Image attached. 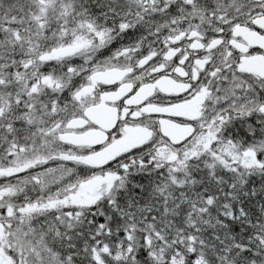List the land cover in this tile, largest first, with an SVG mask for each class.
Masks as SVG:
<instances>
[{"label": "snow or ice", "instance_id": "obj_1", "mask_svg": "<svg viewBox=\"0 0 264 264\" xmlns=\"http://www.w3.org/2000/svg\"><path fill=\"white\" fill-rule=\"evenodd\" d=\"M0 264H264V0H0Z\"/></svg>", "mask_w": 264, "mask_h": 264}]
</instances>
